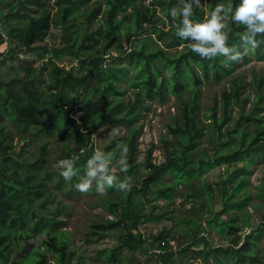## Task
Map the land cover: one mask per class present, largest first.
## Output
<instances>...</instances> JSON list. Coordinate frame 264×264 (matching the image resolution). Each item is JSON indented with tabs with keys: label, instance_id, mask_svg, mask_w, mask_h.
I'll use <instances>...</instances> for the list:
<instances>
[{
	"label": "trees",
	"instance_id": "trees-1",
	"mask_svg": "<svg viewBox=\"0 0 264 264\" xmlns=\"http://www.w3.org/2000/svg\"><path fill=\"white\" fill-rule=\"evenodd\" d=\"M47 1L4 0L0 4V60L21 59L19 51L24 49H44L54 24L52 11L45 9L39 16L27 12L31 5H45ZM91 1L54 0L59 10L56 24L65 30L64 50L77 62L70 69L53 61L45 62L39 76L33 74L31 66H23L22 76L10 82L0 76V123L8 120L13 124L21 141L28 131L38 139L55 135L75 140L74 148L65 141L59 159L79 157L76 175L70 179L74 188L77 174L86 169L95 152L94 131L106 125L128 127V135L120 146H110L104 152L111 156L109 172L115 177L113 185L106 187L111 190L126 181L131 189L125 204L106 201L105 209L114 220L97 226L105 231L101 235L109 229L122 233L119 247L111 252L110 263L117 261L123 249L152 254L153 248L165 242L164 252L157 257L153 255L157 264H197L199 258L202 264H264V253L260 250L264 222L252 226L248 208L253 196L249 190L242 194L247 177L252 174L250 165L256 158H264V77L257 81L258 97L249 111H246L249 97L243 96L244 84L232 79L228 82L231 90L221 94L222 106L216 100L210 115L203 119L200 112L203 85L211 78L220 82L230 77L234 60L221 55L202 58L191 51V41L177 36L182 18L173 20L168 13L173 8H182L181 0H150L148 5L146 0H104L103 12V6L98 4L88 9L86 15H80L79 10ZM238 3L239 0H208L206 4L201 0L199 7L193 5L191 19L202 20L217 4L234 9ZM98 16H102L104 23L99 26L95 21ZM18 22L26 25L20 28ZM224 31L227 45L234 53L238 49L248 60L244 46L253 56L264 59V34L257 35L256 47L244 44L241 37L247 34V28L231 21L230 15ZM9 41L13 45H8ZM122 59L129 64H120ZM46 70L49 80L42 77ZM124 81L127 87L122 90L120 83ZM128 92H132L131 100L123 98ZM171 97L179 102L180 114L166 128L165 159L155 164L153 150L149 151L148 175L140 184L135 183V174L141 167L136 159L141 129L136 123L148 102L164 105ZM78 106L84 113L75 118L72 113ZM234 108H239L240 114L233 122ZM205 138L211 144L212 155L201 148ZM47 151L48 142L32 160L19 158L11 133L0 126V264H9L25 250L26 254L15 264H50L49 254L55 256L56 264L72 263L74 254H68L69 240L56 230L58 215L48 214L52 198L49 183L58 178L55 185L59 190L64 178L59 172L44 171L49 161ZM121 160L127 165L126 170H122ZM222 165L236 168L221 185L223 190L217 198L221 208L216 210L213 188L206 183L205 176ZM165 174L172 180L167 182ZM233 178L239 179L235 188L229 189ZM194 181H200L203 195L192 188ZM180 186H188L190 190L180 193ZM257 190L255 196L260 203L254 207L261 209L264 179ZM176 198L187 203L196 198L200 211L207 209L209 214L201 222L188 215L174 218L182 227L183 237L188 239L179 245L178 251L166 240L171 230L149 240L140 230L146 219L173 220L169 206ZM160 201L166 202L162 210ZM147 204L149 210L145 208ZM241 219L244 227L252 228L243 242L237 224ZM209 230L227 236L229 246H212L207 240ZM41 234L46 236L41 248L29 249L30 240ZM77 264L85 263L81 259Z\"/></svg>",
	"mask_w": 264,
	"mask_h": 264
},
{
	"label": "rangeland",
	"instance_id": "rangeland-1",
	"mask_svg": "<svg viewBox=\"0 0 264 264\" xmlns=\"http://www.w3.org/2000/svg\"><path fill=\"white\" fill-rule=\"evenodd\" d=\"M203 1L206 4L208 2V0ZM2 2H4V0H0V4ZM149 3L150 0H146L145 4L148 5ZM98 4L103 6V12L106 8L104 0H93L89 5L83 6L79 10V14L86 15L88 9ZM45 9L52 11L54 24L49 37L45 40L44 49H24L19 51V58L21 59H10L5 57L0 60V76L5 82H10L15 78L21 77L23 66H31L33 74L39 76L41 75L40 70L43 68V64H45V62L53 61L59 66L66 67L67 69H70L76 64L77 60L74 56L64 50L66 44L64 39L65 30L61 25L56 24L55 19L59 10L55 6L54 0L47 1L45 5H31L27 14L30 16H39ZM101 14L103 16V13ZM102 16H98L95 20L99 22L97 26L104 24L103 18H101ZM79 22L82 21L80 20ZM18 24L20 28H23L26 25L25 22H18ZM6 40H8V38H6ZM136 44L137 43H134V45ZM8 45L11 46L13 44L9 41ZM242 49L245 54L248 55V60H245L240 51L236 49L235 53H239V59L234 60V64L230 67L234 71L230 77H224L220 82H216L213 78H211L203 85L202 105L200 109L203 119L206 115H210V109L213 107L216 100L219 103V107L222 106L221 94L225 90H231L228 82L232 79L239 80L244 84L245 88L243 96L249 97L246 111H249L252 108L254 101L258 97L257 81H260L261 78L264 77V59H258L253 56L252 53L247 51L244 46H242ZM112 53V56H116V53ZM22 60H27L28 63L21 62ZM120 64L127 66L129 61L127 59H122ZM42 77L49 80V71L46 70L42 74ZM120 85L122 90H125L127 87L126 81L121 82ZM40 87L43 88L44 86ZM132 97V92H128L123 98L125 100H131ZM147 106L148 107L142 111V114L136 123V127L141 129L138 153L136 157L137 163L140 164L141 167L136 172L133 181L138 184H140L148 175L146 160L149 151L153 150L152 158L155 164L159 165L164 161L165 148L163 138L166 135V128L168 125L174 124L176 118H178L180 114L179 102L174 97H171L164 105H160L156 102H148ZM80 107L72 113L75 118H79L84 113L83 109ZM239 114L240 109L234 108L233 122L239 117ZM262 115H264V112ZM233 122L231 124H233ZM0 126H4L6 130L11 133L16 145V152L21 156L19 158L32 160L40 153L41 146L48 142L47 156L49 161L44 165L43 169L45 172L56 171L61 174L62 169L58 166V162L64 152V147L62 145L66 141L71 148H74L75 140L71 138L64 139L55 135L38 139L32 137V133L28 131L23 135L25 140L21 141L19 132L8 120H6L3 124L0 123ZM128 132V127L126 125L115 127L106 125L98 131H94V135L92 136V151L99 150L105 152V150L110 146H120L121 140L126 138ZM201 148L207 150V152L212 155L213 152L211 151V144L206 138L204 139ZM250 167L252 174L247 177V186L242 191V194L245 195L248 190L252 193L253 200L251 201L248 209L251 213L252 226L257 227L264 222V207L261 209H256L254 207V205L260 203L255 194L258 192L257 188L262 184L264 179V158H256L255 162L251 164ZM235 168L236 166L229 167L228 165H222L210 170L205 176L206 183L213 188L216 198V210H220L221 208L220 201L217 199L223 190L221 185L223 186L224 180H226L229 175L233 174ZM86 169L77 174L75 188L70 183V180L65 179L59 190L56 189L55 185V182L59 180L58 178H55L49 183L52 190V198L49 202L51 211L50 213H47L49 216L55 214L58 215L56 230L59 234H63L69 240L68 254H74L72 256L71 264H77L81 259L84 260L85 264H157V259L152 254H142L139 251L133 252L127 249H123L118 254L117 261L110 263L109 257L111 256V252L119 247L122 233L119 229H109L107 234L101 235L105 231L97 226L114 220V218L105 209V205L107 204L106 201L111 200L119 205L125 204L126 198L131 189L122 190L118 185L111 190L106 187L103 193H99L96 191V183L94 181L92 187L87 192H82L78 190L77 185L82 182ZM165 179L167 182L172 180L167 174H165ZM238 179L233 178L232 183L228 188H235V183ZM192 188L199 194L203 195L204 192L200 181L192 182ZM189 190L190 188L188 186H180L178 192H188ZM197 202L196 198H193L190 203L184 202L180 198H176L169 206L170 216H173V220L151 222L146 219L140 225L141 232L144 237L149 240L151 236H159L164 233L165 230H171V234L166 240L170 243L174 250L178 251L179 245L185 244L188 239L183 237L182 227H179L176 224L174 218H182L185 215H188L201 222L202 219H206L209 216L207 209L200 211V207ZM159 204L160 210H162L161 207L164 206L166 202L160 201ZM145 208L149 210V205H145ZM58 209H60V211ZM226 217L228 216H225L224 218ZM237 224L242 230L243 237L241 241L243 242L245 236L251 232L252 228L248 229L244 227L242 219ZM204 226H206V223H204ZM207 226L206 228H208ZM45 237L46 236L44 234H41L32 238L29 243V249L33 247L41 248V241L45 239ZM207 240L214 247H227L230 242L227 236H220L214 230H209ZM260 246L262 254L264 253V233L260 240ZM26 252L27 250L16 255V257L9 264H15L16 260L23 257ZM260 257L263 258L262 255ZM54 258L55 256L53 254H49L50 264H56L54 262ZM196 262L197 264H202L200 258ZM210 264L214 263L212 262Z\"/></svg>",
	"mask_w": 264,
	"mask_h": 264
},
{
	"label": "clouds",
	"instance_id": "clouds-1",
	"mask_svg": "<svg viewBox=\"0 0 264 264\" xmlns=\"http://www.w3.org/2000/svg\"><path fill=\"white\" fill-rule=\"evenodd\" d=\"M181 2L182 8H173L168 14L173 20L178 16L182 18L177 36L181 40L191 41V51L202 58L221 55L231 60L239 59V53L234 54V49L227 45L228 36L224 29L229 15L231 21L246 26L247 34L241 37L244 44L256 47L257 35L264 34V0H239L234 9L225 8L224 4H217L202 20L191 19L194 15L193 5L199 7L201 0H181ZM78 159L79 157H74L58 162L65 180H70L76 175L75 164ZM110 161V154L95 151L87 161L86 173L82 182L77 185L78 190L87 192L94 181L96 191L99 193H103L106 186L113 185L115 177L109 172ZM120 164L122 170H126L127 165L123 160ZM119 187L122 190H130V185L126 181L121 182Z\"/></svg>",
	"mask_w": 264,
	"mask_h": 264
},
{
	"label": "built area",
	"instance_id": "built-area-1",
	"mask_svg": "<svg viewBox=\"0 0 264 264\" xmlns=\"http://www.w3.org/2000/svg\"><path fill=\"white\" fill-rule=\"evenodd\" d=\"M84 150H81V153H83ZM166 246L165 242H161L158 246H156L155 248H153L152 250V255L154 256H159L164 252V247Z\"/></svg>",
	"mask_w": 264,
	"mask_h": 264
}]
</instances>
